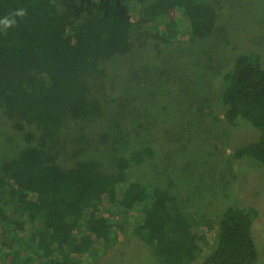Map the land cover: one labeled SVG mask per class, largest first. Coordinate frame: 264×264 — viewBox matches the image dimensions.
<instances>
[{
  "label": "trees",
  "instance_id": "obj_1",
  "mask_svg": "<svg viewBox=\"0 0 264 264\" xmlns=\"http://www.w3.org/2000/svg\"><path fill=\"white\" fill-rule=\"evenodd\" d=\"M145 1L0 0V21H16L8 28L0 23V110L14 120L15 131L36 142L1 165L0 189L23 216L14 219L1 209L4 253L15 251L26 264H93L96 248L124 241L132 230L160 264H191L204 252L207 236L198 223L178 210L167 190L139 180L138 165L153 156L151 148L120 156L113 173L96 160L69 169L57 161L65 119L104 113L102 102L89 97L87 78H104L103 61L133 51L136 26H154L163 41L178 34L206 38L217 29L218 11L207 0H156L143 13ZM20 8L26 16H13ZM222 100L228 119L259 131L236 148L235 158H252L264 168V66L258 54L236 59ZM258 217L254 206L227 208L217 244L200 264H257Z\"/></svg>",
  "mask_w": 264,
  "mask_h": 264
},
{
  "label": "rangeland",
  "instance_id": "obj_2",
  "mask_svg": "<svg viewBox=\"0 0 264 264\" xmlns=\"http://www.w3.org/2000/svg\"><path fill=\"white\" fill-rule=\"evenodd\" d=\"M155 1L146 0L142 12ZM207 1L218 11L213 35L178 34L163 41L154 26L143 24L133 30L131 53L101 63L106 76L87 79L89 97L102 102L104 113L65 119L57 161L69 169L96 160L104 172L113 173L120 156L151 148L153 156L138 165L139 180L167 190L178 210L207 236L204 252L191 264H200L215 248L221 216L232 206L259 210L253 235L260 252L257 264H264V168L252 158L234 155L258 130L228 119L222 100L225 75L240 55L258 54L264 66V0ZM13 125L0 110V169L4 161L36 145ZM0 201V212L4 208L14 219L23 217L7 204L1 189ZM95 252L93 264H160L133 230L124 241ZM0 264L26 262L15 251L6 254L0 248Z\"/></svg>",
  "mask_w": 264,
  "mask_h": 264
},
{
  "label": "clouds",
  "instance_id": "obj_3",
  "mask_svg": "<svg viewBox=\"0 0 264 264\" xmlns=\"http://www.w3.org/2000/svg\"><path fill=\"white\" fill-rule=\"evenodd\" d=\"M26 10L23 8H20L19 10H17L15 13H13V16H19V17H24L26 16ZM0 23H3V25L5 26V28L11 27L13 24L16 23L15 19H9L8 17H5L3 19V21H0Z\"/></svg>",
  "mask_w": 264,
  "mask_h": 264
}]
</instances>
